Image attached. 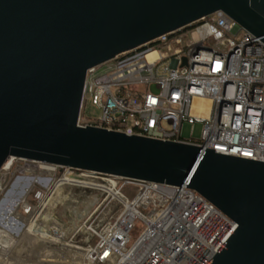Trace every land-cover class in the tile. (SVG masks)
<instances>
[{
    "label": "built area",
    "instance_id": "1",
    "mask_svg": "<svg viewBox=\"0 0 264 264\" xmlns=\"http://www.w3.org/2000/svg\"><path fill=\"white\" fill-rule=\"evenodd\" d=\"M89 103L100 114L84 115L80 124ZM187 123L202 124L200 139L183 136ZM78 124L264 161V41L223 10L164 33L87 70ZM52 165L56 173L60 166ZM11 166H3L1 181ZM23 166L17 170L25 175L30 170ZM83 171L90 175H75L93 180L94 189L105 193L104 207L114 210L98 223L91 220L97 209L92 212L81 239V229L65 239L62 230L56 235L53 227L39 226L63 241L31 238L24 251L39 250V264H208L238 227L194 188ZM39 176L47 175L35 174L38 181L17 211L24 202L35 208L44 203L49 194L42 189L35 193L40 206L28 198Z\"/></svg>",
    "mask_w": 264,
    "mask_h": 264
},
{
    "label": "water",
    "instance_id": "2",
    "mask_svg": "<svg viewBox=\"0 0 264 264\" xmlns=\"http://www.w3.org/2000/svg\"><path fill=\"white\" fill-rule=\"evenodd\" d=\"M217 10L264 41V0H0V171L19 157L194 188L238 223L208 264H264V161L78 124L89 68Z\"/></svg>",
    "mask_w": 264,
    "mask_h": 264
},
{
    "label": "rangeland",
    "instance_id": "3",
    "mask_svg": "<svg viewBox=\"0 0 264 264\" xmlns=\"http://www.w3.org/2000/svg\"><path fill=\"white\" fill-rule=\"evenodd\" d=\"M152 89H156L155 85H152ZM99 114V109L95 105L89 103L84 110V114L82 113L80 124L84 125L85 123L84 115L88 118H97ZM192 129L193 132H191ZM201 133V123H195L193 128L192 125L188 123L183 127V136L185 138L200 139ZM19 166H23L20 167L22 171H30H25V175H22L17 170V167ZM55 169L54 165H48L42 162L36 164L19 158H15L11 168L7 169L9 177L8 179H3L2 183L5 180L6 182L0 190V264H16L8 263L10 258H18L17 261L20 264L41 263V261L37 259L39 250L30 254L28 257L26 256L22 258L23 253L18 249L19 241L25 237L23 229L27 225H31L36 220H38V226L41 228H47L49 226L53 227V232H55V234L62 230L65 235V239H68L72 237L78 229H81V226L84 225L91 213L96 211V209V213L91 218V220L96 223L99 222V218L101 219L107 216L114 210H110L109 207H104V203L102 204V201L104 200L105 193L94 188H84V186L64 184L61 186L60 191H55L57 183L62 178H70L75 183L79 184L76 179L80 177L75 174L85 173L90 175V173H87L86 171L73 168L67 169L66 167H57L56 173ZM31 171L34 175H32ZM35 174L47 175L48 177H52L55 174V177L48 178L47 176H43L40 178L39 176V182L35 184V191L28 196L30 202L35 206L41 205V201L35 196L36 191L39 189L44 190L49 195L46 197L40 208H35L34 206L24 202V210L22 212L21 210L17 211V203L22 201L27 196V190L32 187V183L38 181L35 180V178L38 177H35ZM94 176H97L100 180V177H106L105 175L100 174H96ZM56 178L57 180H55ZM53 180H55V182L52 184ZM51 184L52 186L50 191ZM127 191L131 192L130 188L127 189ZM50 197L52 198L48 202L47 206H45L46 200ZM44 207L45 209L43 210ZM12 209H14V211L10 212ZM84 229L85 228H82L76 235L77 239H81V237L85 235ZM42 240L50 241L51 244H53L52 241L55 240L56 242H63L60 237H54L50 233H48ZM51 246L54 247V245Z\"/></svg>",
    "mask_w": 264,
    "mask_h": 264
},
{
    "label": "bare ground",
    "instance_id": "4",
    "mask_svg": "<svg viewBox=\"0 0 264 264\" xmlns=\"http://www.w3.org/2000/svg\"><path fill=\"white\" fill-rule=\"evenodd\" d=\"M12 159L13 157L9 158L8 161L5 163V168H9L12 164ZM45 163V162H43ZM45 164H48V165H52L50 163H45ZM77 183H75L72 179L70 178H62L61 180H59V182L57 183L56 185V190L55 191H60L61 190V186L64 185V184H72V185H77V186H84V188L86 187H89V188H95L96 187V183L93 181V180H90V179H85L84 177H80L78 179H76ZM2 189V181L0 180V190ZM65 192V191H64ZM102 194V193H101ZM104 195V194H103ZM53 197V196H52ZM50 197L49 199L46 200V204L45 206H47L48 202L50 201V199L52 198ZM65 199V198H64ZM75 201V200H74ZM73 201V202H74ZM18 204V203H17ZM80 204V203H79ZM14 209H12L10 212H13ZM110 211V210H109ZM48 218V217H47ZM38 220H36L35 222H33L31 225H29L27 227V230L25 231V237L19 241L18 243V249L23 253L25 252L24 249H25V246L30 242V239L31 238H40L43 239L47 234H48V229L46 230H42L40 229V227L38 226ZM50 227V226H49ZM82 227V226H81ZM50 229V228H49ZM58 240V239H57ZM59 241V240H58ZM62 243V242H61ZM32 253H35L32 252ZM28 254V253H27ZM26 252L23 253L22 255V258L23 257H28V255H30V253L27 255ZM1 256V255H0ZM36 257V256H35ZM30 259V258H29ZM18 258H10L8 260V263H16V264H20L18 261ZM28 260V259H27ZM31 260V259H30Z\"/></svg>",
    "mask_w": 264,
    "mask_h": 264
},
{
    "label": "snow or ice",
    "instance_id": "5",
    "mask_svg": "<svg viewBox=\"0 0 264 264\" xmlns=\"http://www.w3.org/2000/svg\"><path fill=\"white\" fill-rule=\"evenodd\" d=\"M107 255V254H106Z\"/></svg>",
    "mask_w": 264,
    "mask_h": 264
}]
</instances>
